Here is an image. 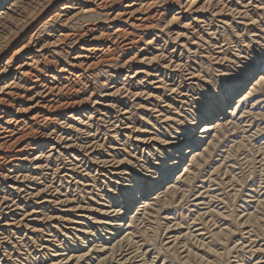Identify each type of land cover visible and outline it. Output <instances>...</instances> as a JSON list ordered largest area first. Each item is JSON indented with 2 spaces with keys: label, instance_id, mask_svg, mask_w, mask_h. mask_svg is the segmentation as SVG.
Instances as JSON below:
<instances>
[{
  "label": "rangeland",
  "instance_id": "374dc122",
  "mask_svg": "<svg viewBox=\"0 0 264 264\" xmlns=\"http://www.w3.org/2000/svg\"><path fill=\"white\" fill-rule=\"evenodd\" d=\"M89 1L0 0V264H264V0Z\"/></svg>",
  "mask_w": 264,
  "mask_h": 264
},
{
  "label": "bare ground",
  "instance_id": "6f19581e",
  "mask_svg": "<svg viewBox=\"0 0 264 264\" xmlns=\"http://www.w3.org/2000/svg\"><path fill=\"white\" fill-rule=\"evenodd\" d=\"M91 1V0H90ZM89 1V2H90ZM93 1V0H92ZM97 1V3L98 4H100V7H102V6H106V5H108L107 4V2H109V1H105V0H96ZM115 1V3H116V0H114ZM113 1V2H114ZM82 2H83V0H82ZM82 2H81V4H82ZM100 2V3H99ZM86 3V2H85ZM94 3V2H93ZM97 3H96V5H97ZM51 5V2H49L48 1V3L47 4H43V5H41L40 6V8L38 9V11H37V13H36V17H38L39 15H41L43 12H45L47 9H48V7ZM95 5V6H96ZM98 6V5H97ZM96 6V7H97ZM109 6V5H108ZM107 6V8H108V10H109V7ZM99 7V9L101 10V9H103V8H100ZM83 8V7H82ZM111 8V7H110ZM127 8V7H126ZM79 9V8H78ZM77 9V10H78ZM98 9V8H97ZM81 10V9H80ZM85 10V9H84ZM83 10V11H84ZM89 10V9H88ZM92 10H94V9H92ZM92 10H90V12L92 11ZM105 10V9H104ZM107 10V9H106ZM96 11V10H95ZM79 12H81V11H79ZM85 12H87V11H85ZM94 12V11H93ZM4 13V12H3ZM78 13V12H77ZM89 13V12H88ZM128 13V12H127ZM80 14V13H79ZM121 15V13H118V15ZM122 14H124V12L122 13ZM38 15V16H37ZM74 15V14H73ZM81 16H83L82 14H80ZM125 15H127V14H125ZM74 16H77L76 14L74 15ZM117 16V15H116ZM115 16V17H116ZM122 16V15H121ZM35 16L33 17L32 16V18L30 19V20H28V22L25 24V25H23V27L21 28V30L24 32V31H26L29 27H30V24H31V22L33 23V21L35 20V19H37ZM118 17V16H117ZM116 17V18H117ZM129 17V16H128ZM127 17V18H128ZM130 17H131V13H130ZM70 18H73V17H71L70 16ZM77 18V17H76ZM79 18V17H78ZM121 18V17H120ZM67 19V18H66ZM130 19V18H129ZM128 19V20H129ZM75 20V19H74ZM114 20V19H113ZM125 20V19H124ZM25 21V20H24ZM75 21H77V20H75ZM121 21V20H120ZM126 22V21H125ZM59 23V22H58ZM69 23H70V21H69ZM72 23H73V21H72ZM62 24V23H61ZM65 24V23H64ZM67 24V23H66ZM68 25V24H67ZM69 25H71V24H69ZM74 25V24H73ZM22 26V25H21ZM63 26V25H62ZM79 26V25H78ZM78 26H77V28H78ZM87 26V25H86ZM66 27V26H65ZM67 28V27H66ZM82 28H83V26H82ZM91 29H92V27H90ZM113 28V27H112ZM59 29V28H58ZM76 29V28H75ZM60 30H61V28H60ZM71 29H69V31H70ZM74 30V29H73ZM77 30V29H76ZM75 30V31H76ZM80 30H81V26H80ZM93 30V29H92ZM56 31V30H55ZM82 31H83V29H82ZM118 31H119V29H118ZM117 31V32H118ZM40 31H38V33H39ZM51 32H52V30H51ZM77 32V31H76ZM79 32V31H78ZM86 32V31H85ZM87 32H88V30H87ZM103 32V31H102ZM35 33V32H34ZM33 33V34H34ZM49 33H50V31H49ZM49 33H47V34H49ZM60 33V32H59ZM71 33V32H70ZM105 33V32H104ZM77 34V33H76ZM82 34H83V32H82ZM89 34V33H88ZM117 35H118V33H116ZM115 34V35H116ZM123 34V33H122ZM36 35H37V33H36ZM50 35V34H49ZM53 35H55V33L53 34ZM66 35V34H65ZM68 35V34H67ZM70 35V34H69ZM79 35V34H78ZM77 35V36H78ZM108 35V34H107ZM106 35V36H107ZM72 35H70V37H71ZM35 37V36H34ZM58 37V36H57ZM68 37V36H67ZM82 37V36H81ZM116 37V36H115ZM39 38L40 37H36V45H41L40 46V50L38 49V50H35V51H39L40 53H39V55L38 56H35V57H37L36 59H32V60H30V58L28 59V60H30L29 62L27 61V59H26V62H22L19 66H18V73L20 74V76H23L24 78H23V83H27L28 82V79H30L31 77H37L38 76V73H40V72H42L45 68H47V67H55V61L54 60H51V56H48L47 54H45L44 53V51H45V49H46V47H51V48H55V46H57V41L58 40H56L55 41V37L53 38V39H48L45 43H43L42 42V44H41V41H38L39 40ZM59 38V37H58ZM72 38V37H71ZM107 38V37H106ZM47 39V38H46ZM45 39V40H46ZM62 39V38H61ZM97 39V38H96ZM65 40H67V39H65ZM73 40V39H72ZM75 40V39H74ZM89 40H91V39H89ZM30 41L31 42H29V44H32L34 41H35V38H33V37H31L30 38ZM78 41V40H77ZM113 41V40H112ZM61 42V41H60ZM69 42V41H68ZM85 42H86V40H85ZM66 43V42H65ZM76 43V42H75ZM72 44V43H71ZM61 45V44H60ZM63 45V44H62ZM72 46V45H71ZM97 46V45H96ZM70 47V46H69ZM35 48V47H34ZM91 49V48H90ZM94 49V48H93ZM98 49V48H97ZM111 49V48H110ZM109 49V50H110ZM49 50V49H48ZM64 50V49H63ZM86 51H87V49H85ZM95 50H96V47H95ZM98 50H100V49H98ZM42 51V52H41ZM50 51V50H49ZM82 52H84V51H82ZM89 52V51H88ZM97 53V52H96ZM37 54V53H36ZM49 54V53H48ZM52 54V53H51ZM105 54V53H104ZM30 57V56H29ZM89 57V56H88ZM88 59V58H87ZM89 60V59H88ZM88 60H86V61H88ZM82 63V62H81ZM76 64V63H75ZM79 64V63H78ZM77 64V65H78ZM89 64V63H88ZM70 65V64H69ZM91 65V64H90ZM74 66V65H73ZM83 66H85V65H83ZM17 68V67H16ZM63 68H65V67H63ZM73 68V67H72ZM86 68V67H85ZM89 68V67H88ZM4 70H6V69H4ZM72 70V69H71ZM17 71V70H16ZM50 71V70H49ZM63 71V70H62ZM67 71V70H66ZM2 72V71H1ZM64 72V71H63ZM82 73V72H81ZM84 73V72H83ZM42 74V73H41ZM69 74V73H68ZM72 74V73H71ZM74 74V73H73ZM15 75V74H14ZM43 76H44V74H42ZM47 75V74H46ZM45 75V76H46ZM75 76V75H74ZM78 76V75H77ZM19 78V77H18ZM17 78V79H18ZM37 78H39V76L37 77ZM70 78V77H69ZM69 78H67V79H69ZM42 79L44 80V78L42 77ZM61 79V78H60ZM73 79V78H72ZM76 79V78H75ZM78 79V78H77ZM13 80V79H12ZM31 80V79H30ZM45 80H47V77H46V79ZM70 80V79H69ZM9 81V80H8ZM19 81V80H18ZM37 81H39V80H37ZM57 81V80H56ZM62 81V80H61ZM72 81V80H71ZM75 81V80H74ZM11 82V81H10ZM10 82H6V84H3V85H1L0 86V104L2 103V104H5V103H9V100H10V96L12 95V89H13V87H11V85L12 84H14V83H10ZM35 82H36V79H35ZM70 82V81H69ZM47 83V82H46ZM64 83V82H63ZM75 83V82H74ZM30 83H28V85H29ZM40 84V83H39ZM45 84V83H44ZM57 84H58V82H57ZM60 84V83H59ZM67 84V83H66ZM19 85V84H18ZM69 85V84H68ZM67 85V86H68ZM43 86V85H42ZM41 86V87H42ZM55 86V85H54ZM56 86H58V85H56ZM20 87V86H19ZM21 87H24V86H21ZM20 87V88H21ZM32 87L33 86H31V89H32ZM36 87V86H35ZM49 87V86H48ZM47 87V88H48ZM15 88H17L16 86H15ZM19 88V89H20ZM34 88V87H33ZM49 88H51V87H49ZM52 88H54V87H52ZM51 88V89H52ZM56 88V87H55ZM54 88V89H55ZM69 88V87H68ZM112 88V87H111ZM25 89V88H24ZM28 89V88H27ZM30 89V88H29ZM28 89V90H29ZM30 89V90H31ZM51 89H48V92H49V90H51ZM44 91H45V88H44ZM47 91V90H46ZM20 92V91H19ZM29 92V91H28ZM34 92V91H33ZM35 92H37V91H35ZM47 92V93H48ZM51 92V91H50ZM52 92H53V90H52ZM122 92V91H121ZM17 93V92H16ZM46 93V94H47ZM80 93V92H79ZM40 94V93H39ZM44 94V93H43ZM51 94V93H50ZM49 94V95H50ZM68 94V93H67ZM15 95V94H14ZM17 95V94H16ZM19 96H21L20 94H19ZM23 96V95H22ZM45 95H43V97H44ZM105 96V95H104ZM131 96V95H130ZM17 97V96H16ZM35 97V96H34ZM41 97V96H40ZM19 98V97H18ZM21 98V97H20ZM46 98V97H45ZM67 98V97H66ZM17 99V98H16ZM71 99V98H70ZM52 100V99H51ZM56 100V99H55ZM54 100V101H55ZM42 101V100H41ZM48 102V101H47ZM53 102V101H52ZM99 102V101H98ZM14 103V102H13ZM55 103V102H54ZM78 103V102H77ZM1 104V105H2ZM110 104H112V103H110ZM12 105V104H11ZM45 105V104H44ZM48 105H50V104H48ZM47 105V106H48ZM102 105V104H101ZM5 106V105H4ZM53 106V105H52ZM50 107V106H49ZM45 108V107H44ZM51 108V107H50ZM110 109V108H109ZM103 110V109H102ZM106 110V109H105ZM219 110H225V111H227V109H225L224 107H222L221 109H219ZM99 112V111H98ZM106 113H108V112H106ZM105 113V114H106ZM39 114V113H38ZM110 114H111V112H110ZM41 115H42V113H41ZM102 115V114H101ZM211 115H214L213 113H211ZM35 117L37 116V115H34ZM34 117V118H35ZM37 117H39V116H37ZM36 117V118H37ZM30 118H32V117H30ZM33 118V119H34ZM42 118V117H41ZM46 117H44V119H45ZM116 118V117H115ZM207 118H209V119H211L212 117L210 116V114L207 116ZM11 119V118H10ZM13 119V118H12ZM23 119V118H22ZM48 119V118H47ZM101 119V118H100ZM20 120V119H19ZM37 120V119H36ZM115 120V119H114ZM23 121V120H22ZM26 121V120H25ZM24 121V122H25ZM28 121V120H27ZM39 121L40 120H38L37 121V123H39ZM42 121V120H41ZM119 121H121V120H119ZM7 122H9V121H7ZM15 122V121H14ZM18 122V121H17ZM16 122V123H17ZM19 122H21V120L19 121ZM45 121H43V123H44ZM3 123V122H2ZM28 123V122H27ZM30 123V122H29ZM33 124H34V122H32ZM42 123V122H41ZM108 123V122H107ZM8 124V123H7ZM95 124V123H94ZM112 124V123H111ZM116 124H117V122H116ZM116 124H114V125H116ZM23 125V124H22ZM35 125H37V124H35ZM40 125V124H39ZM38 125V126H39ZM2 126V125H1ZM0 126V128L2 129L3 127H1ZM16 126V125H15ZM18 126V125H17ZM25 126H26V124H25ZM29 126V125H28ZM117 126V125H116ZM204 127L202 128V133H203V131L205 130V129H207V126H208V124L206 125H203ZM12 127V126H11ZM21 127V126H20ZM37 127V126H36ZM35 127V128H36ZM112 127V126H111ZM26 128H28V127H26ZM30 128H33V127H30ZM34 128V129H35ZM91 128V127H90ZM16 129H18L17 127H16ZM21 129V128H20ZM23 129V128H22ZM25 129V128H24ZM33 129V130H34ZM116 129V128H115ZM208 129H209V127H208ZM6 130V129H5ZM10 130V129H9ZM8 130V131H9ZM25 130H27V129H25ZM38 130V129H37ZM41 130V129H40ZM76 130H77V128H76ZM84 130V129H83ZM92 130V129H91ZM7 131V132H8ZM207 131V130H206ZM1 132V131H0ZM10 132V131H9ZM13 132V131H12ZM20 132V131H19ZM37 132V131H36ZM39 132V131H38ZM109 132V131H108ZM18 132H16L15 134H17ZM22 133V132H21ZM35 133V132H34ZM41 133V132H40ZM54 133V132H53ZM52 133V134H53ZM69 133V132H68ZM204 133H205V131H204ZM3 134V133H2ZM23 134V133H22ZM36 134H38V133H36ZM42 134H44V133H42ZM48 134H50V133H48ZM56 134V133H55ZM131 134V133H130ZM54 135V134H53ZM3 136H5V134L3 135ZM9 136V135H8ZM10 136H12V134L10 135ZM9 136V137H10ZM56 136V135H55ZM15 137H17V136H15ZM60 137V136H59ZM1 138V137H0ZM14 138V137H13ZM57 138V137H56ZM62 138V137H61ZM130 138V137H129ZM85 139V138H84ZM192 139H194V137H191V136H188V137H186L184 140H188L187 142H190ZM3 140V139H2ZM20 141V140H19ZM59 141V140H58ZM65 141V140H64ZM16 142V141H15ZM82 142V141H81ZM14 145V144H13ZM77 145V144H76ZM51 146H53V145H51ZM50 146V147H51ZM73 146V145H72ZM178 146H182V144L181 143H179L178 144ZM190 146H191V144H189L188 145V148H190ZM53 148V147H52ZM70 148V147H69ZM84 148V147H83ZM54 149V148H53ZM52 150V149H51ZM178 150V149H177ZM79 151V150H78ZM42 155V154H41ZM44 156V155H43ZM47 156V155H46ZM1 157V156H0ZM50 158V157H49ZM89 158V157H88ZM15 160V159H14ZM24 160V159H23ZM13 161V160H12ZM85 163V162H84ZM76 164V163H75ZM174 164H176V163H174ZM39 165V164H38ZM36 166V165H35ZM34 166V167H35ZM34 167H32V168H34ZM50 167V166H49ZM76 167V166H75ZM42 168V167H41ZM43 168H44V165H43ZM53 168V167H52ZM72 168V167H71ZM77 168V167H76ZM85 168V167H84ZM37 169V168H36ZM39 169V168H38ZM44 170V169H43ZM73 170V169H72ZM33 171V170H32ZM34 172V171H33ZM36 172V171H35ZM42 172V171H41ZM141 172V171H140ZM39 173V172H38ZM55 173V172H54ZM20 174V173H19ZM4 177V176H3ZM41 177V176H40ZM148 177V176H147ZM15 178V177H14ZM16 179V178H15ZM24 179V178H23ZM33 179V178H32ZM36 179V178H35ZM16 181V180H15ZM17 182V181H16ZM35 182V181H34ZM164 182V181H163ZM10 187H11V185H10ZM28 187V186H27ZM19 188V187H18ZM23 188V187H22ZM21 189V188H20ZM22 190V189H21ZM15 191V190H14ZM149 191V190H148ZM139 193V192H138ZM139 196V195H138ZM148 196V195H147ZM17 199V198H16ZM1 200V199H0ZM138 200H139V198H138ZM3 203V202H2ZM4 204H5V202H4ZM0 205H2V204H0ZM75 210V209H74ZM114 210V209H113ZM106 214V213H105ZM115 214V213H114ZM15 219V218H14ZM5 220V219H4ZM77 222V221H76ZM3 224V223H2ZM28 225V224H27ZM119 225V224H118ZM119 231V230H118ZM19 232V231H18ZM111 232V231H110ZM112 233V232H111ZM3 237V236H2ZM4 241V240H3ZM110 248V247H109ZM9 254V253H8ZM1 257V256H0ZM73 258V257H72ZM118 259V258H117Z\"/></svg>",
  "mask_w": 264,
  "mask_h": 264
},
{
  "label": "snow or ice",
  "instance_id": "6c2138e0",
  "mask_svg": "<svg viewBox=\"0 0 264 264\" xmlns=\"http://www.w3.org/2000/svg\"><path fill=\"white\" fill-rule=\"evenodd\" d=\"M215 103V99L213 96H208L204 100V104L206 107H211Z\"/></svg>",
  "mask_w": 264,
  "mask_h": 264
}]
</instances>
